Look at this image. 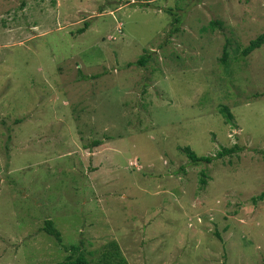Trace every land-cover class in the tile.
I'll list each match as a JSON object with an SVG mask.
<instances>
[{"label": "rangeland", "instance_id": "obj_1", "mask_svg": "<svg viewBox=\"0 0 264 264\" xmlns=\"http://www.w3.org/2000/svg\"><path fill=\"white\" fill-rule=\"evenodd\" d=\"M263 33L264 0H0V264H264Z\"/></svg>", "mask_w": 264, "mask_h": 264}, {"label": "trees", "instance_id": "obj_2", "mask_svg": "<svg viewBox=\"0 0 264 264\" xmlns=\"http://www.w3.org/2000/svg\"><path fill=\"white\" fill-rule=\"evenodd\" d=\"M178 23V20H176ZM219 24V21H211L210 26L214 27ZM86 31L85 29L79 30L80 33H83ZM264 45V33L259 35L256 39L252 40L247 47H245L243 50H238L243 57L249 55L252 53L254 50L262 47ZM225 56H226V50H224ZM145 60L140 59L139 64L144 65ZM129 66L131 64H128ZM221 113L225 117L227 122H231L233 119V114L231 113L230 109L227 106H222L220 109ZM100 142H96V145H99ZM186 153L191 160L192 163L194 164H200V163H206L210 164L214 160L223 157L226 154H232L236 148H224L223 151L219 152L216 156H198L192 149L189 147L185 148ZM202 176L206 177V173L202 172ZM202 184H206V180L202 179L201 180ZM258 199H264V191L257 197H254L253 200L257 201ZM45 232H47L48 235L54 237L57 239L58 243L61 245L63 244V239L61 232L58 230V228L55 226V223L48 219L45 221ZM112 250L108 251L107 254L103 256V261L100 262V264H128L126 259L121 255L120 250L117 246V243L112 244ZM65 249L68 251H71V255H69L64 261H60L55 264H92L90 259L83 253H78L79 247L77 245H70L68 247L65 246Z\"/></svg>", "mask_w": 264, "mask_h": 264}]
</instances>
